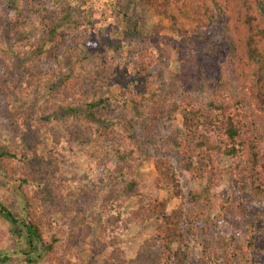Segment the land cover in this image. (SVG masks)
Here are the masks:
<instances>
[{
    "label": "trees",
    "instance_id": "trees-1",
    "mask_svg": "<svg viewBox=\"0 0 264 264\" xmlns=\"http://www.w3.org/2000/svg\"><path fill=\"white\" fill-rule=\"evenodd\" d=\"M18 1L8 0L0 12V86L11 82L15 70L21 68L25 89L32 91L40 84L44 91L35 103L30 101L33 96L22 99L20 109L9 111L11 126L20 132L39 133L61 122L66 133L53 137L48 152L58 167L52 176L31 171L29 164L38 156L32 149L23 150L30 142L16 139L18 149L0 142V174L15 184L20 199L18 203L10 196H0V264L14 260L22 264H72L61 253L62 244L96 249L108 264H127L123 237L130 224L127 205L133 199L146 210L142 220L155 222L152 234L138 246L139 255L159 249L165 264H184L181 245L185 230L207 262L216 253L215 259L222 264H264V162L259 156V143L264 141V0H156L176 10L189 4L200 8L194 28L179 33L189 48L194 46L192 39H200L204 50L217 61L213 73L197 65L200 106L182 103L174 95L161 104L163 88L157 82L165 69L163 55L147 47L128 59L119 57L115 69L106 67V58L99 56L89 62L84 55L87 65L75 71L60 65L54 71L42 68L39 62L51 54L42 36L47 35L50 42H62L61 27L74 26L69 19L71 8H40L42 35L36 37L24 11L39 3ZM134 1L153 6L154 0ZM122 19L132 39L138 31L137 14H123ZM214 27V39L199 33ZM75 51L81 53L79 48ZM195 61L192 57L191 62ZM4 94L0 90V99ZM176 114L181 116V126L175 124ZM133 126L143 132L155 130L154 186L166 200L143 192L137 163L138 154L144 152ZM95 146L102 150L86 162V189L77 184L88 197V210L81 213L78 199L72 200L74 196L67 193L71 183L61 174V160L54 153L62 147L90 153ZM223 158L231 164L218 169ZM222 178L231 193L211 217L214 189ZM182 182L197 186L187 194L190 207H173L168 213L169 200L183 199ZM232 200L238 201L240 222L230 216ZM251 201L261 209L246 211ZM56 212L69 223L56 219ZM219 224L226 225L230 234L215 252L210 233ZM239 230L244 235L242 244ZM10 241L19 242L17 258L5 253Z\"/></svg>",
    "mask_w": 264,
    "mask_h": 264
},
{
    "label": "rangeland",
    "instance_id": "rangeland-1",
    "mask_svg": "<svg viewBox=\"0 0 264 264\" xmlns=\"http://www.w3.org/2000/svg\"><path fill=\"white\" fill-rule=\"evenodd\" d=\"M37 2L39 3L38 6L29 7V10L24 11V17L27 19L29 28L34 32V36L40 37L42 35V30L38 26V18L43 16L40 9L43 7L49 6L52 9L57 5L58 7L68 5L71 8L69 19L74 24V26L69 24L61 27L63 40L60 43L48 41L47 35L42 36L43 41L46 42L45 46L51 50V54L47 56V59L43 57L42 61L39 62L42 68L50 70L60 65L65 69L70 66V70L75 71L79 66L85 67L87 65V62H83L82 59L84 55L85 58L89 57V62L94 59L98 60L99 56L106 58V67L115 69V62L119 57L128 59L137 50L147 47L159 51L163 55L162 63L165 69L162 79L157 82L163 88L160 96L161 104L170 95H174L181 99L182 103L200 106V96L196 94V88L198 87L197 65L204 72L213 73L217 61L209 52L204 50V43L200 39H192L194 46L189 48L182 43L179 35V33L184 34L194 28L195 19L200 14V8L197 4H189L176 10L172 6H164L161 1L156 0L153 1V6L137 5L134 0H37ZM7 6L8 0H0V12L5 10ZM134 12L137 14L139 26L133 38L129 39V30L124 26L122 15L132 17ZM199 33L214 39L216 28L205 29ZM108 41L109 43H107ZM90 45L92 49H90ZM76 48H79L81 53H76ZM218 49L221 51V48ZM91 50L96 51L92 53ZM192 57L196 59L194 64L191 62ZM17 66L18 63L13 69L15 70ZM51 71H54V69ZM170 72L173 73V78L170 77ZM22 75L21 68L15 70L14 77L11 76V79H9L11 82L6 81L0 86V90L6 92V95L4 94V97L0 99V142L12 148L17 147V149L20 142H30V144L25 145L23 150L29 151L32 149L39 157L30 162L31 171L38 176H52L55 171H58V167L48 152L52 147L53 137L65 134L66 129H64L61 122H54L49 127L39 131V133L27 129L26 132H20L17 128L14 129L11 126L10 110L20 109L22 99L28 100L33 96L30 101L35 103L43 96L44 90L39 88L40 84L34 90L27 91ZM56 82H60V80L57 79ZM113 92H117L116 88H113ZM174 120L176 125L181 126L180 114H176ZM133 129L137 142L142 145V151L144 152V154H138L139 161L137 163V178L143 184V192L149 197L166 200L167 196L154 186L156 174L153 168L152 141L156 140L155 130L143 132L137 126H133ZM101 150L100 146H95L90 153H80L76 149L62 147L57 151L55 150L54 153L61 160V167L59 168L61 174L71 183L67 193L74 196L71 198L72 200L78 199L77 201L82 207L81 213L88 210V197L83 190L77 187V184L86 189L84 181L89 180L86 162L90 157L98 156ZM259 156L261 162H264V141L259 143ZM230 164L231 160L223 158L218 165V169L227 167ZM196 188L197 186L194 183L182 182L183 199L169 200L166 211L169 213L173 207H180L181 209L190 207L187 194ZM15 190V184L7 176H4V173L0 174V196H10L18 202L20 199ZM230 193L229 184L222 178V181L214 189L211 217L216 215L218 205ZM229 209L232 220L240 222L242 215L238 201H230ZM258 209H261V205L251 201L247 205L246 211L252 210L255 212ZM126 210L130 219L129 229L123 237L127 264H165L164 256L159 249L145 255L137 253L138 246L143 242V239L152 234L155 222L145 223L142 220L146 215V210L140 207L136 199L128 203ZM54 216L66 225L69 223V219L58 212ZM183 232L185 243L181 245V249L186 255L184 264H222L215 259L216 253H214L212 260L207 262L202 257L201 248L197 245L195 239L185 230ZM229 234L230 229L224 224L212 227L210 240L215 252L218 251L221 240ZM94 236L95 234L92 235V237ZM238 240L240 244L244 241L241 230L238 232ZM93 243L91 241V246ZM5 247V253H8L9 256L19 257L17 254L19 242L10 241ZM174 249L175 246H173ZM61 253L72 264H108L96 249L91 248L88 250L85 246L79 244L73 246L62 244ZM12 264L22 263L14 260Z\"/></svg>",
    "mask_w": 264,
    "mask_h": 264
}]
</instances>
